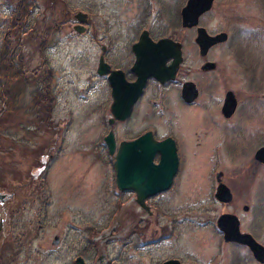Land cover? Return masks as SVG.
Here are the masks:
<instances>
[{"label": "rangeland", "instance_id": "rangeland-1", "mask_svg": "<svg viewBox=\"0 0 264 264\" xmlns=\"http://www.w3.org/2000/svg\"><path fill=\"white\" fill-rule=\"evenodd\" d=\"M17 1L0 0V53L5 45L4 52L14 54L26 82L8 113L0 74L3 264H69L86 242L93 246L89 264H159L170 257L183 264H258L247 249L223 242L215 219L221 211L236 212L241 229L264 244V163L253 157L264 143V0H214L201 17L209 31H228L229 41L210 51L220 68L211 81H200V103H169L166 113L173 108L181 122L175 123L179 168L171 186L147 197L146 205L127 193L123 198L113 155L99 147L108 111L100 80L92 76L98 47L88 49L87 33L75 32L72 23L80 9L90 12L97 34L106 20L116 33L141 21L173 22L168 33L188 36V63L199 68L195 27H175L185 0H26L28 13L15 17ZM163 4L166 16L160 17ZM209 82L218 88L208 90ZM226 87L239 104L230 120L216 106ZM150 109L147 117L149 107L141 103L132 122L115 124L117 136L150 124L165 132L168 124ZM218 169L234 193L233 204L214 196ZM132 211L141 225L133 234L127 219ZM55 235L58 245L51 243Z\"/></svg>", "mask_w": 264, "mask_h": 264}, {"label": "flooded vegetation", "instance_id": "flooded-vegetation-1", "mask_svg": "<svg viewBox=\"0 0 264 264\" xmlns=\"http://www.w3.org/2000/svg\"><path fill=\"white\" fill-rule=\"evenodd\" d=\"M185 2H186V0H185ZM181 6L179 7V10L177 12L178 17H177V20L175 23V27L179 28L181 26V28L182 27L183 28H189L187 26H183L181 23V14H180ZM147 7H148V10H146ZM164 7H165V5L163 4V8ZM150 10L151 9H149V6L147 5L144 7L143 11L148 13V11H150ZM84 11L87 13L86 14V21L83 24H81L80 27L83 29V32L87 33L84 36L89 38V40L87 41L89 43L87 45L88 49H93V48L96 49V47H98L96 67H95L94 72L92 73V76H95L97 78V80H100V87H101V90L103 92V98H104V104H105L104 108H105V110L108 111V115L106 118V121L108 123V128L106 129V131L101 136L102 141L99 144V147L102 148L103 150H107V152H108V147H107L106 141L104 139V136L107 133H109L110 131L113 133L114 139H115L116 143L118 144V142L121 141L122 139L135 138V137L139 136L140 134H142L143 132H145L147 130H151L154 137L157 139H162L166 136L173 137L175 140V143H176V149H177L178 154L180 151L182 152V147H181L182 145L181 144L179 145L178 140H177V137L179 135L178 132L180 131V129L175 127V123H177L176 125H179V124H181V122L180 121L175 122V120H174V118L176 117L174 115V112L176 113L177 111H175L172 108V109H170L171 110L170 113L167 114L166 110H167V108L169 109V107H170L169 103L171 101L175 103L174 104L175 106L177 104L178 107H186V106L193 105L195 103L197 104L198 102L200 103V97L202 96V91H203V86H202L200 81L205 80V79L208 81H211L212 78H210V76L212 75V73L220 68L219 61L210 56V51H211V49L218 47L222 44H226L229 41L230 35H229L228 31H227V33H228L227 38L223 41H219V42L214 43L211 46H209V48L207 49L205 54L200 53L199 46L196 43L195 36H194L193 39H194L195 43L193 42V44H194L193 47H194V50L195 51L198 50V52L200 54V63H199V68H198V67H193L188 63V49H189V38H188V36L173 35V34L168 33L169 31H167V30H169V28L173 26V22L172 23L169 22L168 24L165 25V24H160L159 22L157 24L156 20L151 24L144 23V21H141L140 24H138V25H132L131 24V26H127V30H128L127 33H121V31H119V33H116L114 31L113 25L111 26V24L108 23V20H106V23H104V30H103L102 34H97L96 29H95L96 23L94 22L90 12L86 11V10H84ZM203 14L204 13H202L199 17L200 25H203L200 22ZM144 15L146 16L145 13H144ZM163 15L166 16V9L165 8L163 9L162 12L159 13L160 17ZM73 21H74L72 23L73 30L75 32H77L74 28L75 24H77V21H76V19H74ZM203 26H205V25H203ZM195 28H196V26H195ZM94 29H95V31H94ZM221 30H224V29H220V30L212 31V32L209 30L208 31L210 33H216V32L221 31ZM165 31H167V32H165ZM88 32H90V33H88ZM163 38H169V39L179 43L180 60L178 61L175 72L173 73L174 75H172V70L166 73V74L170 75L168 78H164L166 76V74H165V76L161 75L162 77H155L153 75H148L146 78V82L142 87V91L137 97H135V92H134V90H132V88L125 89L123 91H119L118 94L121 98L123 105L129 104V102H132V103H131V108H130L129 112L127 113L128 115H126L124 118L116 117L111 110V104L114 100L112 81L117 83V84H120V85H125V84L130 85L131 82L136 81V79L138 78V75H139L138 70L139 69H142L139 71H141L143 73L148 71L150 68L149 67L150 61L149 60H147L146 62L144 61L143 63H141L142 66H140V64L137 66V63H136L137 62V55L138 54H145L146 55V54L151 53V51H152L151 48H153V43L157 42ZM158 48L161 49V46H158ZM100 61H102L104 63L105 68H106L103 73L98 72V65H99ZM208 61H214L215 65L213 67L204 68L203 64L208 62ZM160 64L163 65L164 67H168L169 65L174 64V57L169 56L165 60L160 61ZM192 71L196 74L195 76H199L200 78L191 77L189 75V73ZM215 79L216 78H214L213 80H215ZM187 80L194 81L196 88H197L196 97L194 99H192L191 101L185 100V98L182 95V88H183L184 82ZM206 86H207L208 90L213 89V88L214 89L218 88L216 86V84L213 82H209V84H206ZM228 90H233V89L230 87H226L225 89H223V91H222L223 95L221 96V94H220V98L217 101L216 106L219 109L220 116L224 119L230 120L231 118H233L236 115L237 108L239 107V104H238V98H237L236 92L233 90V92L236 96L235 109L230 115L224 114L223 104H224L225 94ZM141 103H145L149 107V113L146 112V114H149L147 117H151L150 116L151 115L150 114L151 113L150 108H155V113L162 115V122H164L165 124L166 123L168 124V129L165 132L160 133L154 124H150V125H147L141 129H137V131L131 130V129H126V134L123 137H118L117 132L115 130V124H125V123L132 122L134 116H136L138 113V110H139ZM199 120H200V110H199ZM204 122L206 123L205 120H204ZM262 144H264V143H262ZM259 145H261V144H259ZM180 159L181 158L179 157V163H180ZM257 161H259V160H257ZM218 171H221V174H220L221 181L224 182L230 188V186L225 182V180L223 178V171L221 169H218L215 172V178L217 181L216 187H217L218 182H219V180L217 179V176H216V173ZM216 187H215V190H216ZM230 190L232 192V197L227 202L221 201L220 199H218L215 196V191H214V196L219 201H221L223 203L233 204L235 202L234 193H233L231 188H230ZM120 191L123 194L122 195L123 198L127 197L125 195V193H127V194H130L129 197L132 198L133 201L134 200L137 201L136 193L134 190L126 189V190H120ZM244 205H247L249 208V205L247 203H244L242 205V209H244L243 208ZM247 209H245V210H247ZM233 210H234V208H233ZM225 211L234 212L232 210H225ZM225 211H221L219 214H221L222 212H225ZM234 213H236V212H234ZM218 215H217V217H218ZM217 217L215 219V225H216L219 233L221 234L222 240H223V233L218 228L217 223H216ZM128 218H129V223H128L129 227L128 228L131 229V231H132L131 233L133 234V233H135L134 230L136 228H140L141 225L138 222H136V213L134 211H132L127 216V219ZM120 219L125 220L124 216H120ZM120 219H118V220H120ZM240 230L242 232L251 233L252 236H254V238H256V240L259 241L257 236L252 231H247V230L241 229V221H240ZM223 242L224 243H230V244L236 245V246H241V247L247 249L251 259H253L258 264H264V263H259L258 261L255 260L253 254H252V251L246 245H242V244H239L236 242H225L224 240H223ZM262 245L264 246V244H262ZM92 247L93 246L91 245L90 242L89 243L86 242V243L81 244L76 249L77 251L74 255V258L69 264H79V263H77V260H76L78 257L81 258V260H82V261H80V264H89L88 259H89L90 253L93 250ZM170 258H173V257H170ZM167 259H169V258H167ZM6 261H5V264H6ZM0 264H3V261L0 260Z\"/></svg>", "mask_w": 264, "mask_h": 264}, {"label": "water", "instance_id": "water-1", "mask_svg": "<svg viewBox=\"0 0 264 264\" xmlns=\"http://www.w3.org/2000/svg\"><path fill=\"white\" fill-rule=\"evenodd\" d=\"M213 1L214 0H186L180 10L181 23L183 26L192 27L197 25L195 40L198 43L201 54H205L209 46L225 40L228 36V33L224 30L210 33L205 26L198 25L200 15L212 7ZM86 14L87 13L82 10H78L74 13V17L78 21L74 26L77 32H83L80 26L86 21ZM158 46H161V49H159ZM151 50L149 54L137 55V66L139 64L142 66L141 63L149 60L150 68L148 67L149 70L144 73L139 71L142 69H139V75L136 81L131 82L130 85H120L112 81L114 100L111 104V110L116 117L124 118L128 115L127 113L132 103L129 102V104L123 105L118 94L119 91L132 88L135 92V97H137L141 93L148 75L162 77L161 75L165 76V74L171 70L172 75H174L173 73L180 60L179 43L169 38H163L154 42ZM169 56L174 57V64L164 67L160 64V61L165 60ZM214 65V61H208L203 64V67L209 68ZM105 69L104 63L100 61L98 72L103 73ZM169 76V74H166L164 78H168ZM196 94L197 88L194 81H185L182 88V95L185 100L191 101L196 97ZM235 106L236 96L233 90H228L224 98V114L230 115L234 111ZM104 139L109 153L114 154L113 166L115 183L120 190H135L137 200L140 204L144 205L146 197L166 190L171 186L179 163L176 143L173 137L166 136L162 139H156L152 131L147 130L135 138L121 140L118 143L116 151V141L111 131L104 136ZM156 154H158L157 161L155 160ZM254 158L264 163V144L260 145L255 150ZM220 174L221 171L216 173L219 182L216 187L215 196L221 201L227 202L231 199L232 192L230 188L221 181ZM243 208L247 209L248 206L244 205ZM216 223L223 233V240L225 242H236L248 246L255 260L264 263V246L259 243L251 233L242 232L240 230V220L236 213L230 211L222 212L218 215ZM59 241L60 238L56 235L51 242L53 245H57ZM76 260L79 264L80 261H82L79 257ZM160 264H182V262L177 258H170Z\"/></svg>", "mask_w": 264, "mask_h": 264}, {"label": "trees", "instance_id": "trees-1", "mask_svg": "<svg viewBox=\"0 0 264 264\" xmlns=\"http://www.w3.org/2000/svg\"><path fill=\"white\" fill-rule=\"evenodd\" d=\"M27 5L28 3L26 0H18L14 9L15 17L26 15L28 13ZM4 50L5 45L0 53V72L2 71L0 74L3 77V91L1 96L4 102V109L9 113L16 102V94L19 90L18 88H22L26 82H24L22 68L19 62L14 59V54H10L9 51L8 54H6ZM241 53H244V51L242 50L240 54ZM236 263L241 264L240 262Z\"/></svg>", "mask_w": 264, "mask_h": 264}]
</instances>
